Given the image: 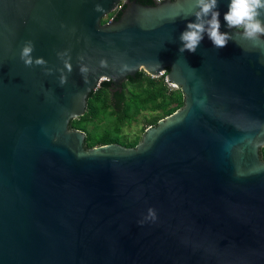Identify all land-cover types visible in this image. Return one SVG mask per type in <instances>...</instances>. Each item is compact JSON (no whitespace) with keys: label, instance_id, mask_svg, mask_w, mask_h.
I'll return each instance as SVG.
<instances>
[{"label":"water","instance_id":"obj_1","mask_svg":"<svg viewBox=\"0 0 264 264\" xmlns=\"http://www.w3.org/2000/svg\"><path fill=\"white\" fill-rule=\"evenodd\" d=\"M121 2L0 0V264H264V38L181 54L192 0H125L102 24ZM166 69L182 106L134 148L70 128L102 81Z\"/></svg>","mask_w":264,"mask_h":264},{"label":"trees","instance_id":"obj_2","mask_svg":"<svg viewBox=\"0 0 264 264\" xmlns=\"http://www.w3.org/2000/svg\"><path fill=\"white\" fill-rule=\"evenodd\" d=\"M143 5H154L155 0H137ZM110 13L102 24L120 18L125 4ZM152 78L140 70L135 74L138 81L132 85L130 81L121 84V90L102 81L99 87L87 98L85 114L73 121L69 126L85 133V145L93 148L108 144H119L125 148H134L143 131L161 119L171 115L182 106V94L179 89L171 88L164 77ZM142 116L144 125L140 133L128 136L124 128L136 122ZM264 161V147L261 149Z\"/></svg>","mask_w":264,"mask_h":264},{"label":"clouds","instance_id":"obj_3","mask_svg":"<svg viewBox=\"0 0 264 264\" xmlns=\"http://www.w3.org/2000/svg\"><path fill=\"white\" fill-rule=\"evenodd\" d=\"M218 7V0H192L193 10L189 15L195 17V22L188 23L186 30L180 35L179 39L183 45L179 49L181 54L185 51L195 53L205 34L217 49L226 47L229 41H234V36L252 42H260L261 38H264V0H230L223 19L228 29L232 30L231 34L220 30L221 22ZM34 49L35 45L32 41H25L20 52L21 61L26 67L41 66L47 75H51L52 69L47 68V62L43 58L33 59ZM57 55L63 60L64 69L71 73V57L68 52L57 53ZM65 57L67 59H64ZM79 71L83 76L88 72V68L81 65ZM59 83L61 86L67 83V77L63 70H61ZM156 219L155 210L150 208L145 221L155 222ZM143 222L141 221V223Z\"/></svg>","mask_w":264,"mask_h":264},{"label":"rangeland","instance_id":"obj_4","mask_svg":"<svg viewBox=\"0 0 264 264\" xmlns=\"http://www.w3.org/2000/svg\"><path fill=\"white\" fill-rule=\"evenodd\" d=\"M125 0H122V2ZM121 2V3H122ZM144 125L142 116L138 118L136 122H133L130 126L124 128V133L128 136H133L134 133H140L141 127Z\"/></svg>","mask_w":264,"mask_h":264},{"label":"built area","instance_id":"obj_5","mask_svg":"<svg viewBox=\"0 0 264 264\" xmlns=\"http://www.w3.org/2000/svg\"><path fill=\"white\" fill-rule=\"evenodd\" d=\"M162 0H155V2L156 3H159V2H161ZM118 8H120V6H118ZM117 8V9H118ZM112 20V19H111ZM164 74H165V71L164 72H161L160 74H159V76L158 77H163L164 76ZM167 83V82H166ZM168 84V83H167ZM171 88H175L173 85H171V84H168Z\"/></svg>","mask_w":264,"mask_h":264},{"label":"flooded vegetation","instance_id":"obj_6","mask_svg":"<svg viewBox=\"0 0 264 264\" xmlns=\"http://www.w3.org/2000/svg\"><path fill=\"white\" fill-rule=\"evenodd\" d=\"M137 1V0H136Z\"/></svg>","mask_w":264,"mask_h":264}]
</instances>
